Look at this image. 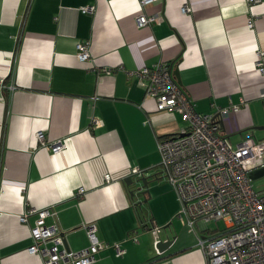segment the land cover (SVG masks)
<instances>
[{
    "label": "crops",
    "instance_id": "obj_1",
    "mask_svg": "<svg viewBox=\"0 0 264 264\" xmlns=\"http://www.w3.org/2000/svg\"><path fill=\"white\" fill-rule=\"evenodd\" d=\"M139 15L155 22L139 27ZM80 43L87 61L77 58ZM258 52L264 66V0H0V264H43L27 250L40 210L52 213L44 224L61 229L69 251L87 248L84 227L94 226L104 247L90 264H206L197 236L219 227L181 226L159 166L158 140L187 124L175 110L158 111L128 73L170 64L194 110L212 115L235 146L264 140L253 129L264 125ZM232 105L239 109L218 118ZM38 132L63 148L44 149ZM131 169L149 181L140 208L124 182ZM27 209L36 212L21 223ZM155 229L174 238L162 252Z\"/></svg>",
    "mask_w": 264,
    "mask_h": 264
},
{
    "label": "built area",
    "instance_id": "obj_2",
    "mask_svg": "<svg viewBox=\"0 0 264 264\" xmlns=\"http://www.w3.org/2000/svg\"><path fill=\"white\" fill-rule=\"evenodd\" d=\"M140 1L145 4L149 0ZM258 1L249 0L250 3ZM81 11L92 13L93 7H84ZM181 11L190 12L186 4ZM136 22L139 27H144L153 24L155 17L139 15ZM248 27H252L251 20ZM256 56L255 64L259 72L264 73L262 53L258 52ZM77 58L81 62L90 59L85 44L77 45ZM170 69V64L158 63L128 74L138 77L145 96L155 100L158 111L175 110L187 124L181 134L160 138L157 142L162 174L179 202L177 217L190 230L198 221L204 227L209 221L223 223V228L213 235L197 236V246L204 254L206 264H264V194L256 192L248 178L250 169L263 164L257 158L264 155V141L246 138L230 146L212 115H201L194 110L190 97L176 84ZM104 72L110 73L105 69ZM262 98L264 103V95ZM238 109L237 105L221 108L217 116L221 119L229 110ZM36 138L52 153L63 148L60 140L44 141L42 132L36 133ZM130 172L136 176L144 174L139 169ZM105 179L108 180L109 175H105ZM82 192V188L77 190V194ZM34 212L35 209H27L19 221L26 222V216ZM48 215H52L48 210L38 211V219L30 229L33 244L28 252L40 257L43 264L92 263L104 247L95 235L94 226L84 227L89 246L81 251H69L62 247L61 229L57 225L48 227L44 224ZM114 248L117 254L122 252L118 245Z\"/></svg>",
    "mask_w": 264,
    "mask_h": 264
},
{
    "label": "water",
    "instance_id": "obj_3",
    "mask_svg": "<svg viewBox=\"0 0 264 264\" xmlns=\"http://www.w3.org/2000/svg\"><path fill=\"white\" fill-rule=\"evenodd\" d=\"M169 73L175 80L176 84L180 86L181 82L179 79L178 72L175 69L173 70L170 69ZM253 129L264 130V125L254 127ZM124 182L128 189L129 196L131 200L134 202L135 207L140 208L142 204H145L147 202V198L150 197V192L148 189V184H149L148 179L146 177H143V175L142 176H131V177H127L124 180ZM159 232L160 230H156V231L152 230V236L155 239V249L158 252H162L163 250L168 248L173 243L174 238L173 237L169 238L168 236H166L165 239H162L159 236ZM63 245L66 250H69L65 241Z\"/></svg>",
    "mask_w": 264,
    "mask_h": 264
},
{
    "label": "rangeland",
    "instance_id": "obj_4",
    "mask_svg": "<svg viewBox=\"0 0 264 264\" xmlns=\"http://www.w3.org/2000/svg\"><path fill=\"white\" fill-rule=\"evenodd\" d=\"M253 141H255V138H252ZM258 141V140H257ZM262 142V141H259ZM228 143V141H227ZM229 144V143H228ZM258 161H261L264 163V155L261 157L257 158ZM165 178V177H164ZM248 178L251 181L252 187L253 189L258 192L259 194H264V164L263 165H256L255 167H253L252 169L249 170L248 172ZM165 180L167 181V179L165 178ZM169 187L172 190L171 185L169 184V182L167 181ZM173 191V190H172ZM174 192V191H173ZM175 194V193H174ZM176 195V194H175ZM181 226H184L183 223H181ZM216 226H218L219 228L217 229H222L223 228V223L220 221L214 222V221H209L208 223H206V228H215ZM187 227V226H186ZM181 228V227H180ZM207 228V229H208ZM215 230V229H214ZM206 238V237H205Z\"/></svg>",
    "mask_w": 264,
    "mask_h": 264
},
{
    "label": "bare ground",
    "instance_id": "obj_5",
    "mask_svg": "<svg viewBox=\"0 0 264 264\" xmlns=\"http://www.w3.org/2000/svg\"><path fill=\"white\" fill-rule=\"evenodd\" d=\"M262 141H264V140H262ZM264 164V163H263ZM263 164H261V165H263ZM252 185V184H251ZM205 228H206V224H205Z\"/></svg>",
    "mask_w": 264,
    "mask_h": 264
},
{
    "label": "trees",
    "instance_id": "obj_6",
    "mask_svg": "<svg viewBox=\"0 0 264 264\" xmlns=\"http://www.w3.org/2000/svg\"><path fill=\"white\" fill-rule=\"evenodd\" d=\"M159 166H160V165H159ZM160 168H161V167H160ZM217 230H219V229H215L214 232L217 231Z\"/></svg>",
    "mask_w": 264,
    "mask_h": 264
}]
</instances>
